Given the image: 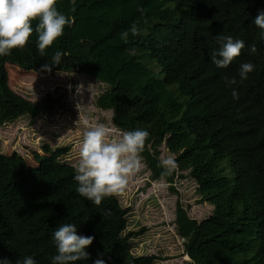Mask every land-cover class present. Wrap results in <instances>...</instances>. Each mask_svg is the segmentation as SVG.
I'll use <instances>...</instances> for the list:
<instances>
[{"label": "trees", "instance_id": "trees-1", "mask_svg": "<svg viewBox=\"0 0 264 264\" xmlns=\"http://www.w3.org/2000/svg\"><path fill=\"white\" fill-rule=\"evenodd\" d=\"M55 7L72 23L45 55H39L33 31L23 48L0 56V64L46 77L77 72L104 85L95 105L112 112L114 127L149 132L140 155L150 180H164L173 191L175 172L161 176L165 145L178 170L197 185L200 202L213 208L197 222L176 203L174 225L190 264H264V40L252 25L264 0H57ZM149 20L158 24L144 35ZM133 24L138 34L125 42L120 33ZM218 34L245 43L223 69L211 62ZM57 50L65 53L60 64L44 71ZM244 62H252L254 71L226 86L225 77L235 76ZM42 152L46 158L36 168H14L0 155V259L15 264L31 255L37 264H50L53 232L72 223L78 234L94 237L88 260L77 264H92L98 255L105 264L159 260L132 254L131 241L143 231L127 230L129 211L115 195L99 205L79 196L75 167L60 160L69 147L44 146Z\"/></svg>", "mask_w": 264, "mask_h": 264}, {"label": "rangeland", "instance_id": "rangeland-1", "mask_svg": "<svg viewBox=\"0 0 264 264\" xmlns=\"http://www.w3.org/2000/svg\"><path fill=\"white\" fill-rule=\"evenodd\" d=\"M149 20L141 29L146 34L157 25ZM148 28V29H147ZM158 70L154 62L149 63ZM0 155L6 156L16 168L20 164L32 168L46 158L44 146L52 150L69 147L61 163L75 167L79 160L82 133L97 123L109 128V139H119L122 132L112 122V112L102 111L96 99L106 87L77 72L45 74L17 66L0 64ZM52 98V104L47 100ZM49 107V108H48ZM87 122V123H86ZM170 155L165 145L160 148V161ZM171 187L164 181H151L150 172L142 167L128 178L125 189L114 194L126 216L127 230L143 231L131 241L134 256H155V264H190L184 256V240L176 232L175 206L179 202L187 215L201 222L212 214L213 208L200 202L197 185L188 172L174 170ZM229 176V172L227 174Z\"/></svg>", "mask_w": 264, "mask_h": 264}, {"label": "clouds", "instance_id": "clouds-1", "mask_svg": "<svg viewBox=\"0 0 264 264\" xmlns=\"http://www.w3.org/2000/svg\"><path fill=\"white\" fill-rule=\"evenodd\" d=\"M57 0H0V56L11 55L13 49L23 48L35 31L37 34L36 48L40 56L45 55V49L50 47L57 38L62 36L65 26H71L72 21L55 7ZM38 21L35 29L33 21ZM259 30V37L264 40V10H259L252 21ZM136 36L138 29L133 24L120 33L122 40L127 42L129 35ZM218 48L212 53L211 62L217 68H227L241 53L245 43L230 35L216 37ZM255 45L250 46V52H255ZM65 53L55 51L51 62L42 65L44 71L60 64ZM255 65L244 62L239 65L237 74L225 77L228 87L237 85L248 79ZM233 99L238 98L237 91L232 88ZM87 123V122H86ZM109 128L103 123L88 127L82 133L79 147V160L75 168L73 180L76 182V192L99 205L106 197L122 192L128 183V178L142 167L140 155L149 132L145 128L123 131L119 139H109ZM162 177L172 174L178 163L174 155H168L160 161ZM55 254L50 257V264H77L86 262L89 253L86 251L92 244L93 236L78 234L77 226L72 223L60 224L52 234ZM0 264H11L7 259H0ZM15 264H37L33 256L19 258ZM92 264H105L98 255Z\"/></svg>", "mask_w": 264, "mask_h": 264}]
</instances>
